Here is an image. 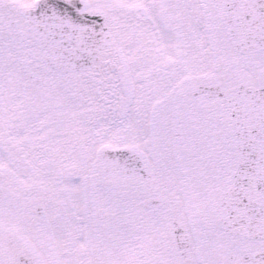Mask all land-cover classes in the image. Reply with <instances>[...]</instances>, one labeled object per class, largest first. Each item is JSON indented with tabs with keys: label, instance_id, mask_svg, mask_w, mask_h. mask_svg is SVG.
I'll list each match as a JSON object with an SVG mask.
<instances>
[{
	"label": "snow or ice",
	"instance_id": "obj_1",
	"mask_svg": "<svg viewBox=\"0 0 264 264\" xmlns=\"http://www.w3.org/2000/svg\"><path fill=\"white\" fill-rule=\"evenodd\" d=\"M0 264H264V0H0Z\"/></svg>",
	"mask_w": 264,
	"mask_h": 264
}]
</instances>
